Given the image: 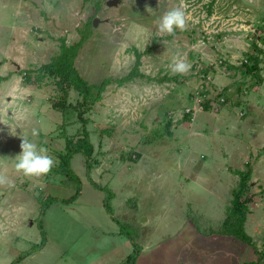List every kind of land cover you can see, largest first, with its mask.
<instances>
[{"label":"rangeland","instance_id":"rangeland-1","mask_svg":"<svg viewBox=\"0 0 264 264\" xmlns=\"http://www.w3.org/2000/svg\"><path fill=\"white\" fill-rule=\"evenodd\" d=\"M108 1L0 0V177L6 181L0 183V202L10 207L18 226L14 234L22 240L14 248L20 253L41 242V220L50 242L44 257L50 261L67 254L63 259L71 263L78 250L86 254L95 246L101 263L108 258L119 264L132 254L130 238L138 246L147 236L152 245L168 242L180 227L185 228L181 241L192 231L208 239L225 229L239 182L231 174L247 163L254 171L253 202L264 205V0H122L113 8ZM177 7L186 11L185 28L160 33L159 18ZM94 19L100 22L75 61L80 76L90 85L123 78L138 53L145 78L121 88L110 85L85 115L94 168L88 177L84 157L75 155L71 168L82 185L78 200L48 205L47 199L69 200L75 194L74 185L55 172L65 136H77L81 125L75 115L67 121L53 110L54 80L26 86L22 75L50 62L61 40L78 42L83 25ZM250 55L260 60L262 82L243 73V64H252ZM174 59L190 64L189 71L173 73ZM197 66L210 77L209 89L221 90L225 104L218 115L204 112L189 123L182 114L199 82ZM69 101L77 104V93ZM168 120L172 135L156 137ZM22 138L53 158L48 174L26 177L16 170L12 158L21 151ZM88 178L114 194L111 206L120 225L105 212V194ZM255 218H264V212ZM255 226H248L253 236ZM259 250L264 264V248ZM18 253L3 255L14 259Z\"/></svg>","mask_w":264,"mask_h":264},{"label":"trees","instance_id":"trees-1","mask_svg":"<svg viewBox=\"0 0 264 264\" xmlns=\"http://www.w3.org/2000/svg\"><path fill=\"white\" fill-rule=\"evenodd\" d=\"M84 1L88 2L90 0ZM91 28L92 20H89L83 25L82 29L80 30V39L78 42L72 45H67L65 43V40H61L59 53L54 56L50 60V62L40 66L35 71H26L22 75V81L26 86H41V84L46 79L54 80L57 96L55 102L52 103L53 110L61 113L64 119L67 121L71 116L75 115L76 122L81 125V130L77 136H65V149L63 153L58 155L59 166L55 172H58L61 176H63L69 184L74 185L75 194L69 200L59 201L58 199H47L46 203L48 205H52L54 203H62L68 205L78 200L82 185L81 180L71 168V162L75 155L81 154L84 157L86 174L88 177L90 176V173L94 168V146L90 140V132L87 129L89 122L87 119H85V115L92 111L95 104L101 101L103 93L110 85L116 84L117 87L121 88L128 83L134 82L137 79L145 78V76L139 72V67L141 65V55L137 53L135 65L131 72L125 77L117 79L115 81L111 79H105L101 84L98 85H90L87 81H85L75 68V61L81 48L90 38ZM254 47V49L258 51V48L256 46ZM248 61H250L252 64H250V66L247 64H243V73L245 75H253V77L262 82V77L259 74L260 60L258 59V57L250 55ZM72 92L77 93L79 97V101H77V104L75 105H72L69 101L70 94ZM219 97L221 96L219 95ZM172 126V122L168 120L167 124L164 127V131L156 135V137L158 136V138H162L164 136H171L172 134L170 130ZM128 159L134 163L137 162L132 157H128ZM233 175L239 178V182L237 188L232 193L231 205L227 208L226 218L223 224L225 226V229H223L221 233L219 232V234L233 237L238 241L246 244L248 247L253 248L257 253H259V251H257L256 249V245L253 239L249 237L245 231V224L250 211V207L254 204L253 201L255 199V196L251 195L250 192L253 175L252 166L247 163L244 170L233 171ZM88 179L94 189L105 194L103 200V208L109 215L111 220L117 225H120V222L115 217L114 211L111 206V201L114 199V194L108 189V187H103L90 178ZM43 215H45L44 209L42 210V217ZM38 229L41 236V242L37 245L31 246L30 250L24 253H20L11 264H20L21 261H23L27 257L43 249L47 242L43 227V220L38 223ZM130 239L132 242L133 251L132 254L128 256V258H126L125 263L137 264L140 248L136 244V241L134 239Z\"/></svg>","mask_w":264,"mask_h":264},{"label":"crops","instance_id":"crops-1","mask_svg":"<svg viewBox=\"0 0 264 264\" xmlns=\"http://www.w3.org/2000/svg\"><path fill=\"white\" fill-rule=\"evenodd\" d=\"M231 175L234 176L233 174ZM235 177L236 176H234V178ZM254 190H256V188H254ZM8 208L0 202V255L4 257L0 258V264H11L14 261L16 257H14V259L12 256L6 258L3 252H8V254H12V252L15 254L18 253L19 251L14 248L15 242L22 240L21 236L14 234L18 226L16 225V221L10 218L12 215L8 211ZM250 208V211L254 214L251 212L248 214V217L251 218V222L249 220L250 223H248L247 219L245 230L249 233L248 226L252 223H256V233L254 236L250 233L249 235L253 239L259 253L237 239L219 233L211 235V237L207 239L205 236L201 234L198 235L197 232L192 231V235L189 239L181 241L179 240V236L185 228L180 227L176 231L175 236L172 237L171 240L169 239L168 242H166L167 240L162 242L159 241L152 245V243H150L151 237L147 236V238H143L144 245H139L140 253L137 264H260L261 260L259 254L261 250L259 249L262 247L264 248V242L262 241L264 237L261 238L257 235L264 233V222L263 224H259L258 222L264 221V218L258 220L256 218L254 219V217L255 213L264 212V205L259 206V204L254 203ZM257 217H259V215ZM109 235L112 236L114 240L120 239V237H117L118 235ZM119 235L121 236V234ZM25 238L27 240V237ZM174 240H179L180 245L177 246ZM169 242L172 243L169 244ZM49 243L47 239L42 250L24 259L20 264H49L50 262H53V264H110L106 261L108 258L102 263L100 262V256L95 250L97 248H95V246H89V251H87L86 254H84L82 250H78V252L75 253L76 256L69 257L71 263H69L67 259H63L67 254L50 261L44 257ZM158 248H160V250H158ZM61 252L65 253L64 251ZM119 264H126L125 260L121 261Z\"/></svg>","mask_w":264,"mask_h":264},{"label":"clouds","instance_id":"clouds-1","mask_svg":"<svg viewBox=\"0 0 264 264\" xmlns=\"http://www.w3.org/2000/svg\"><path fill=\"white\" fill-rule=\"evenodd\" d=\"M186 11L183 7L173 8L165 12L158 22L160 33L172 34L176 29L183 30L186 26ZM173 73H185L189 71L190 64L183 59H174L169 65ZM36 134L35 132L33 133ZM21 151L12 159L15 161V168L26 177H39L48 174L55 166L53 158L46 154V149L39 147L36 143L22 138L20 143ZM6 182L0 177V183ZM11 187V182H8Z\"/></svg>","mask_w":264,"mask_h":264},{"label":"built area","instance_id":"built-area-1","mask_svg":"<svg viewBox=\"0 0 264 264\" xmlns=\"http://www.w3.org/2000/svg\"><path fill=\"white\" fill-rule=\"evenodd\" d=\"M221 62L222 60H219V63ZM210 66H214V64ZM196 70L199 82L192 92L190 106L186 108L182 114V117L188 118L189 123H193L198 115L203 114L204 112H210L215 116L218 115L225 104V99L223 97H219L221 90L219 91V89H217V91L214 92L211 88L209 89L211 79L210 77H207L203 68L200 69V67L197 66ZM206 105L209 106L208 111L206 110Z\"/></svg>","mask_w":264,"mask_h":264},{"label":"water","instance_id":"water-1","mask_svg":"<svg viewBox=\"0 0 264 264\" xmlns=\"http://www.w3.org/2000/svg\"><path fill=\"white\" fill-rule=\"evenodd\" d=\"M122 0H110L107 2V7L109 8H113V7H117L121 4ZM99 19H94L92 26L95 28L97 27V25L99 24Z\"/></svg>","mask_w":264,"mask_h":264}]
</instances>
